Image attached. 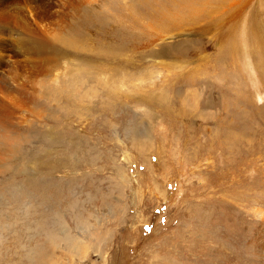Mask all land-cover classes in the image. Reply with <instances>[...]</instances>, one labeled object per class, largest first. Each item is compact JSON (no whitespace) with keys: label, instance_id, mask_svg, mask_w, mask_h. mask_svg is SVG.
<instances>
[{"label":"rangeland","instance_id":"obj_1","mask_svg":"<svg viewBox=\"0 0 264 264\" xmlns=\"http://www.w3.org/2000/svg\"><path fill=\"white\" fill-rule=\"evenodd\" d=\"M2 31L0 264H264V0H8Z\"/></svg>","mask_w":264,"mask_h":264},{"label":"bare ground","instance_id":"obj_2","mask_svg":"<svg viewBox=\"0 0 264 264\" xmlns=\"http://www.w3.org/2000/svg\"><path fill=\"white\" fill-rule=\"evenodd\" d=\"M7 1L8 0H0V4L4 5ZM9 1H11V0H9ZM8 4H9V2H8ZM13 5H15V4H13ZM9 34L10 33L7 31L0 32V58H2L3 54L13 52L14 48L13 47L9 48V47H11V41L12 42H13V40L15 41V38L11 37ZM17 47L18 48L20 47V45L18 43H17ZM23 53L29 54L26 50H24ZM2 103L0 101V158L2 155H3V157L4 156H10L16 151L15 147H10V146L8 147V145H7V147H5L6 146L5 142H7L8 139L19 137L18 134H20V132L17 129L18 127L14 128L12 126V124L9 122L10 115H8V112L7 113L4 112L6 109L4 108ZM3 144H4V146H2ZM68 242L72 243L73 247L79 246L77 244H74L73 239H68Z\"/></svg>","mask_w":264,"mask_h":264}]
</instances>
